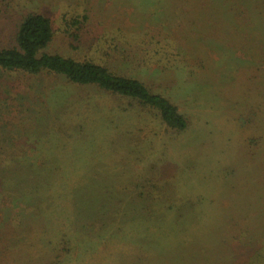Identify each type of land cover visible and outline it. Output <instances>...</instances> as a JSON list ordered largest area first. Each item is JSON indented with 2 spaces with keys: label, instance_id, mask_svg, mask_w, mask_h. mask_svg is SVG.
Wrapping results in <instances>:
<instances>
[{
  "label": "rangeland",
  "instance_id": "374dc122",
  "mask_svg": "<svg viewBox=\"0 0 264 264\" xmlns=\"http://www.w3.org/2000/svg\"><path fill=\"white\" fill-rule=\"evenodd\" d=\"M30 12L51 20L46 52L139 79L187 126L93 85L0 69V264L260 263L262 37L216 31L188 0H0V48ZM118 28L146 29L170 60L145 62L140 36L116 45Z\"/></svg>",
  "mask_w": 264,
  "mask_h": 264
},
{
  "label": "trees",
  "instance_id": "16d2710c",
  "mask_svg": "<svg viewBox=\"0 0 264 264\" xmlns=\"http://www.w3.org/2000/svg\"><path fill=\"white\" fill-rule=\"evenodd\" d=\"M188 2L199 11L200 19L208 26L220 22L226 26L219 27L216 31L221 29L225 32L231 31L240 39L254 40L261 36L257 42H264V0H188ZM85 19V15L73 16L66 23L78 29ZM146 31L145 29L142 33H127L118 28L114 36L116 45H121L119 41L125 45H137V37L140 36L141 42L148 41L149 49L145 62L164 66V60L167 62L170 60L168 53L163 47L159 50L161 41ZM53 35L49 18L40 13H27L17 26L14 44L0 48V69L30 75L46 72L61 76L75 85H93L118 98L130 100L143 110L155 113L166 129L181 131L187 126L186 118L170 99L154 92L139 79L117 75L92 60L79 61L70 56L46 52L45 49ZM72 35L77 38L76 33ZM259 46L263 52L262 45ZM262 257L263 260L258 264H264V255Z\"/></svg>",
  "mask_w": 264,
  "mask_h": 264
}]
</instances>
